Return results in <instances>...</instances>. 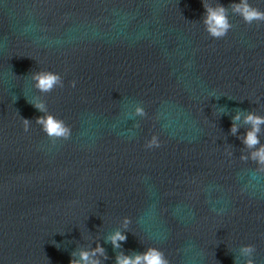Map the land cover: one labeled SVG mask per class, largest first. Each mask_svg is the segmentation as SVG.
<instances>
[{
    "label": "water",
    "instance_id": "1",
    "mask_svg": "<svg viewBox=\"0 0 264 264\" xmlns=\"http://www.w3.org/2000/svg\"><path fill=\"white\" fill-rule=\"evenodd\" d=\"M204 12L203 0H0V264H70L97 243L102 264L149 246L169 264H244L247 244L264 264V173L239 160L243 115L230 134L237 111L264 116V24L230 15L213 40ZM40 70L64 87L37 92ZM33 98L70 140L44 136ZM138 102L144 119L129 115ZM153 136L161 147L146 150Z\"/></svg>",
    "mask_w": 264,
    "mask_h": 264
},
{
    "label": "clouds",
    "instance_id": "2",
    "mask_svg": "<svg viewBox=\"0 0 264 264\" xmlns=\"http://www.w3.org/2000/svg\"><path fill=\"white\" fill-rule=\"evenodd\" d=\"M203 7L205 9L202 24L205 32L213 40H220L225 38L233 25L230 22V15L239 17L244 24L252 25L254 22L264 24V11L251 6L249 0H234L228 7L219 3H210L209 0H203ZM230 10V11H229ZM30 79L34 89L42 95L52 92L55 88L64 87L63 77L52 71L40 70L34 72ZM77 81L72 80L69 83L71 88H76ZM17 97L14 95L12 102H16ZM28 102L40 113L41 116L35 120V125L39 126L40 131L51 142L68 141L72 138V131L63 120L55 118L49 113L48 106L44 99L37 100L35 98ZM259 102V100L257 101ZM130 117H139L144 119L147 117L145 108L142 103H136L134 110L129 114ZM243 115V123L249 125L243 136H237V139L244 145L239 160L243 163L251 162L256 165L253 174L264 173V144L260 143L259 134L261 133V126L264 125V116L258 115L256 112L237 111V114L232 118V126L230 134L236 136L239 129L237 122L241 120ZM23 131L28 133L31 129L32 122L28 119L20 118ZM135 127H139L136 124ZM259 145V146H258ZM161 145L157 138L153 136L150 140H146L144 148L146 150H153L160 148ZM226 155L231 158L232 151H226ZM216 211V209H213ZM132 223L131 219L124 217L122 219L123 231L117 230L107 238L114 249H120L122 244L127 241L126 233L129 230V225ZM240 257L243 258L244 264H255L256 247L252 244L243 245L239 248ZM70 264H102L101 258L107 260L104 247L99 243L95 248L82 249L79 253H72ZM78 257V258H77ZM115 264H169L163 251L157 247L149 246L144 252L135 253L133 255H125L123 252L115 257ZM234 264H239V261L234 257Z\"/></svg>",
    "mask_w": 264,
    "mask_h": 264
}]
</instances>
